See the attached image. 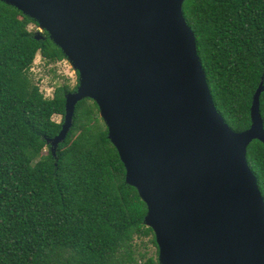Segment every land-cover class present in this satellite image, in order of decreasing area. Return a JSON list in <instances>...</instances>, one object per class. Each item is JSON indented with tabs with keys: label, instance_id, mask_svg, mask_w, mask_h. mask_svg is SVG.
<instances>
[{
	"label": "water",
	"instance_id": "1",
	"mask_svg": "<svg viewBox=\"0 0 264 264\" xmlns=\"http://www.w3.org/2000/svg\"><path fill=\"white\" fill-rule=\"evenodd\" d=\"M0 1L34 20L79 73L53 153L77 104L96 102L147 206L160 264H264V197L247 161L249 145L264 143V82L250 128L234 131L214 104L186 0Z\"/></svg>",
	"mask_w": 264,
	"mask_h": 264
},
{
	"label": "trees",
	"instance_id": "2",
	"mask_svg": "<svg viewBox=\"0 0 264 264\" xmlns=\"http://www.w3.org/2000/svg\"><path fill=\"white\" fill-rule=\"evenodd\" d=\"M184 17L196 35L200 61L217 110L236 132L250 128L253 97L264 82V0H186ZM38 24L0 1V264H160L147 206L126 183L99 107L76 106L73 126L55 153L67 84L47 98L33 81L38 54L66 59ZM264 122V91L260 97ZM247 161L264 197V143L254 140ZM151 238L155 256L138 252Z\"/></svg>",
	"mask_w": 264,
	"mask_h": 264
},
{
	"label": "rangeland",
	"instance_id": "3",
	"mask_svg": "<svg viewBox=\"0 0 264 264\" xmlns=\"http://www.w3.org/2000/svg\"><path fill=\"white\" fill-rule=\"evenodd\" d=\"M29 29L35 33L44 36L46 33L43 29L31 25ZM33 81L39 86L41 92L47 97L52 98L55 88L67 84L71 89L79 85V73L75 71L72 63L66 58L64 61L56 64H48L40 54L36 57L33 68L31 70ZM56 122L62 123L63 116H54ZM151 238H138V252L145 254L148 258L157 254V248L150 241Z\"/></svg>",
	"mask_w": 264,
	"mask_h": 264
}]
</instances>
